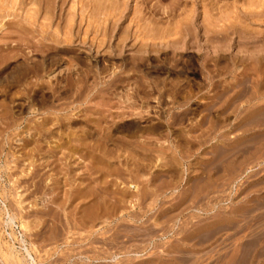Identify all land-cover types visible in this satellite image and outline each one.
Here are the masks:
<instances>
[{"label": "rangeland", "instance_id": "374dc122", "mask_svg": "<svg viewBox=\"0 0 264 264\" xmlns=\"http://www.w3.org/2000/svg\"><path fill=\"white\" fill-rule=\"evenodd\" d=\"M15 1L0 3V264H13L7 245L24 264V248L35 264H264V0ZM69 12L76 38L90 26L85 44L58 53L52 34ZM115 25L123 50L104 38L94 53L92 37ZM157 30L160 41L135 38ZM35 64L43 71L25 76ZM116 76L129 78L116 90L127 105L102 90ZM57 117L51 134L34 131ZM129 123L163 132L115 130ZM107 134L163 157L70 143Z\"/></svg>", "mask_w": 264, "mask_h": 264}, {"label": "bare ground", "instance_id": "6f19581e", "mask_svg": "<svg viewBox=\"0 0 264 264\" xmlns=\"http://www.w3.org/2000/svg\"><path fill=\"white\" fill-rule=\"evenodd\" d=\"M17 1V0H16ZM15 1V2H16ZM22 1V0H21ZM34 1V0H33ZM62 1H64V0H62ZM9 2V1H8ZM10 2H13V1H10ZM29 2H31V1H29ZM36 2V1H35ZM111 2V1H110ZM0 3H2V0L0 1ZM48 3V2H47ZM14 4V3H13ZM51 4V3H50ZM99 4V3H98ZM2 5H4V3H2ZM7 5H10V8H11V4H6V7H7ZM15 5V4H14ZM48 5V4H47ZM52 7H53V5H51ZM71 6V10H73L72 11V13L74 12V9H75V4L72 6V5H70ZM108 6V5H107ZM2 7H4V6H2ZM13 7H15V6H13ZM12 7V8H13ZM80 7H82V6H80ZM103 7V6H102ZM9 8V7H8ZM8 8H7V11H8ZM51 8V7H50ZM49 7H45V13H46V11L48 12V11H50V10H48V9H50ZM0 9H2V8H0ZM70 9V8H69ZM97 9V8H96ZM10 11L12 10V9H9ZM33 10V9H32ZM71 10H69V11H71ZM94 10V9H93ZM4 12H5V10H3ZM2 11V12H3ZM34 11V10H33ZM59 11L61 12L62 11V7L60 6V8H59ZM80 11V10H79ZM29 12V11H28ZM36 12V11H35ZM102 12V11H101ZM0 13H1V11H0ZM6 13V12H5ZM71 12H69L66 16H65V18H63V16H62V18L60 17V14L58 15V21H62L63 22V26L62 27H60V31H58V29H57V27H58V22H57V24H56V27H55V32H54V34H52V35H55V36H52V37H54V39L55 40H53L54 42H55V44H57V46H60L61 45V47L60 48H58V47H51L50 45L48 46V48H53V49H56L57 51H58V53H63V52H67L68 51V48L71 46V45H73V44H75L76 42H78L79 44H85V36L87 35L86 34V32H87V28L90 26V17L89 18H85L86 20H85V22L87 21V26H86V29H85V31L83 32V34H81V35H78V37L76 38L75 37V33L74 32H72V23H73V14H72ZM51 14H52V12H51ZM80 14H81V12H80ZM84 14V13H83ZM8 15V14H7ZM5 16L4 14L0 17V31L5 27V24H3L2 22H3V20H5L6 19V17H8V16H10V15H8V16ZM29 15V14H28ZM48 17H45V19H43L44 20V22L41 24V25H39V27L41 28L40 30H42L41 32V34H43V33H46V31H47V29H49L50 28V26H49V24L48 23H45V21L47 22L48 21V19H46V18H49V14H46ZM33 16V15H32ZM35 16V15H34ZM52 16V15H51ZM50 16V17H51ZM109 16H111V14H109ZM258 16V15H257ZM26 17V16H25ZM29 17H31V16H29ZM44 16H42V18H43ZM53 17V16H52ZM14 18V17H13ZM12 18V19H13ZM16 18V17H15ZM35 18V17H34ZM25 19V18H24ZM57 19V18H56ZM84 19H83V16L82 15H80V22H82ZM103 20V19H102ZM155 21H157V20H155ZM29 22V21H28ZM95 22V21H94ZM30 23V22H29ZM33 24V23H32ZM31 24V25H32ZM116 24V23H115ZM158 24V23H157ZM91 25H92V23H91ZM114 26V25H113ZM108 27L107 29H105V31L102 33V37L103 38H101V40H99V39H96V38H94L93 39V37H92V42H91V44H90V49L93 47L92 46V44H94V47L92 48L93 50V52L94 53H96V54H98V53H100V49H101V47L103 46V44H104V42H105V40H104V38L106 39V42L108 43H110L111 42V40L113 39V38H115V40H117L116 39V37L114 36V30H115V28H116V25H115V27ZM94 28H96V27H94ZM92 29V28H91ZM94 31H95V33H97V31H98V29L96 30V29H94ZM222 31V30H221ZM251 31V30H250ZM126 32V31H125ZM125 32H123L122 33V35L124 36V34H125ZM139 32V31H138ZM161 32V31H160ZM159 32V30H157L156 32H155V34L153 35V37H148V36H146L145 34H139V35H135V38H139L140 40H141V42L143 43L144 41H148L150 38H151V41H153V42H155L156 40H162V34ZM238 32V31H237ZM1 33V32H0ZM39 33V32H38ZM140 33V32H139ZM169 33V32H168ZM118 34V33H117ZM138 34V33H137ZM153 34V33H152ZM170 34V33H169ZM168 34V35H169ZM229 34V33H228ZM238 35V34H237ZM41 36V35H40ZM119 36V35H118ZM120 37L119 36V40H117V41H119V43H121V45L122 46H120V45H118V44H116V48H118V50H123V47L125 46L124 44H125V42H126V40H127V37L125 36V37ZM141 36V37H140ZM152 36V35H151ZM240 36V35H239ZM246 36V35H245ZM56 37V38H55ZM170 37H172V36H170ZM194 37V36H193ZM118 38V37H117ZM214 39V38H213ZM212 39V40H213ZM241 39V38H240ZM51 40V39H50ZM97 40H98V42H97ZM211 39H210V37H208L207 35H206V39H205V41H212ZM226 40V37H224V38H221V39H219V40H216V41H218L217 43H219V42H222V41H225ZM52 41V42H53ZM177 41V40H176ZM192 41V40H191ZM231 41V40H230ZM242 41V40H241ZM51 42V43H52ZM176 43V42H175ZM175 43H173V44H175ZM167 44V43H166ZM185 44H186V42H185ZM124 45V46H123ZM154 45V44H153ZM158 46V44H155V46ZM210 45V44H209ZM224 45V44H223ZM47 46V45H46ZM242 47V46H241ZM110 48V47H109ZM222 48H224V47H222ZM214 49H217V50H219V47H217V46H215L214 47ZM206 50V49H205ZM221 50V49H220ZM251 50V49H250ZM56 51V52H57ZM102 52H103V50H101ZM142 51V50H141ZM156 51V50H155ZM222 51V50H221ZM239 51V50H238ZM247 51V50H246ZM115 52H117V50L115 51ZM115 52L114 51H112V53L114 54L113 55V59H114V57H116L117 55L115 54ZM208 51L206 50V54L207 55H209V53H207ZM211 52V51H210ZM122 53V52H121ZM239 53V52H238ZM242 53V52H241ZM50 57H52V56H50ZM142 58L143 57H139L138 58V60L140 59V60H142ZM144 59V58H143ZM50 61H54V59H53V57L52 58H50L49 59ZM145 60V59H144ZM44 65V64H43ZM46 67V66H45ZM44 68V67H43ZM43 68H42V66L40 67V64H39V66H37L36 64L35 65H33L31 68H27L24 72V75L25 76H27V75H29V74H31V75H33V76H37V75H39V73L40 72H42L43 71ZM205 69V68H204ZM212 69V68H211ZM126 71V70H125ZM207 71V70H206ZM128 72V71H127ZM212 73V72H211ZM242 73V72H241ZM84 77V76H83ZM81 78V79H75L74 81H73V84H72V88H73V91L75 92V93H79V95H81V93H83V90H84V86L83 85H81L82 84V82H83V80L85 79V77L84 78ZM205 79V78H204ZM128 80H129V78L128 77H118V76H116L115 77V79H113V80H111V81H109V82H107V83H105L104 85H103V87H102V90H103V88H105L106 89V91H107V89H108V92H110V94H108V95H110V96H114V97H118L119 99H117L118 101L119 100H121V104H124V105H127L128 104V102H129V97L128 96H125V97H123V96H119L117 93H116V90H117V84L119 83V84H124V83H128ZM207 79H205V81H206ZM161 83V82H160ZM103 84V83H102ZM129 84V83H128ZM162 84V83H161ZM141 85H142V83H141ZM165 84L163 83V86H164ZM144 86V85H143ZM150 86V85H149ZM148 85H147V87H149ZM254 86V85H253ZM141 87V86H140ZM156 87V88H155ZM153 86L152 87V89H153V91L154 92H156L157 91V93H158V95L160 96V98L164 95H162V93L159 91L158 92V90H157V86ZM164 88V87H163ZM170 88V87H169ZM177 88V87H176ZM199 88V87H198ZM110 89V90H109ZM113 89V90H112ZM147 89V88H146ZM103 92V91H102ZM170 92V90L168 89V93ZM176 92H178V90L176 91ZM171 93L172 94H175V90H171ZM170 93V94H171ZM127 94V93H126ZM74 95H76V94H74ZM79 95H78V97H79ZM128 95V94H127ZM146 95H147V97H149L148 96V94H145V97H146ZM150 95V94H149ZM166 95V94H165ZM176 96L178 95V94H175ZM77 96V95H76ZM178 97V96H177ZM222 98H223V96H222ZM165 99V98H164ZM171 99H175V97H171ZM184 99V98H183ZM185 100V99H184ZM161 101V100H160ZM120 102V101H119ZM158 103H160V102H158ZM173 105H174V103H172ZM139 105V104H138ZM120 106V105H119ZM125 108L126 109H128L129 107L128 106H125ZM164 108V107H163ZM58 111H64V109H57ZM104 113L105 112H102L100 115H99V117H98V120L97 121H102L103 120V116H104ZM120 113V112H119ZM158 113V112H157ZM140 114V113H139ZM109 115V114H108ZM126 115V114H125ZM112 115H111V112H110V117H111ZM66 117V116H65ZM105 117V116H104ZM122 117V116H121ZM58 118V117H57ZM43 119L42 120V124L40 125L41 127H35L34 128V131H36L37 132V134H39V135H41V136H45L46 137V133H49V134H51L52 132H51V130L50 129H48V128H45V125L49 122H52V125H54L55 126V124L57 125V124H60V120H59V118L58 119ZM63 121V120H62ZM54 123V124H53ZM74 124H79L80 122L79 121H77L76 120V122H73ZM62 125V124H61ZM112 125H114V124H112ZM163 125V124H162ZM162 125H160V124H156V125H152V126H149V127H147V128H141V127H139L138 125H136V124H134V123H129V124H123V125H115V130L117 131V132H123V133H125L126 135V137H129V138H132V137H139L140 135H143V134H148V135H151V136H159L160 135V133H162L163 132V126ZM165 126V125H164ZM167 126H165V128H166ZM171 126H169L168 127V129L170 128ZM164 128V130H166ZM102 130V129H101ZM100 131V130H99ZM119 132V133H120ZM104 134V133H103ZM87 136V135H86ZM86 139H89V140H91L90 142H93V144L94 145H92V149H93V147H98V149L100 148L101 150H103L104 151V154L106 155H108V157H110L109 155H113V151H111V150H108L107 148H108V146H113V148L115 147L116 149H118L117 147H119V150H120V148L121 149H123V150H125V148H126V150H129L131 147H134L135 145L134 144H132V143H129V142H126V141H120V140H117V139H113L110 135H105V136H100L99 137V135H98V137H93V136H87V137H82V138H75V139H73V140H71L70 141V143H77V144H79L80 146H84V145H86L87 146V144L85 143V140ZM39 141V140H38ZM89 142V143H90ZM89 147V146H88ZM134 148H136V149H138V150H140V151H138V150H136L135 152H137L138 151V154H140V155H145L144 154V152H146V151H144V150H146V149H144L143 147H141L140 145L138 146H135ZM167 149V148H166ZM133 150V149H132ZM143 151V153H141ZM127 152V151H126ZM130 152V151H129ZM153 153V152H152ZM156 154H157V156H152V155H146V156H144L145 157V159L144 160H148L150 163L153 161L154 163L156 162V164L158 163V161H160L161 159H162V153L160 152V151H157V152H155ZM125 159V158H124ZM128 159V158H127ZM126 159V160H127ZM159 164V163H158ZM144 166V165H143ZM153 166V165H152ZM16 198H17V200H16V206L18 207V210L19 209H21V206H22V203H23V201H21L20 200V198H21V195H16ZM15 198V199H16ZM27 208V207H26ZM17 210V211H18ZM22 210V209H21ZM20 211V210H19ZM18 211V212H19ZM4 212V215L5 216H7V221H9L8 223V225L9 226H11V224L12 223H14L13 221L15 220L14 219V217L12 216L13 214H11L10 215V213H9V210L5 207V210L3 211ZM20 213V212H19ZM43 213V212H42ZM18 214V213H17ZM44 214V213H43ZM16 215V214H15ZM45 215V214H44ZM18 217V216H17ZM0 218H1V214H0ZM22 219V218H21ZM25 223V222H24ZM7 225V226H8ZM24 225H27V224H21V227H23V228H25V226ZM28 226H26V228H27ZM25 228V229H26ZM118 241V240H117ZM7 248H8V251L7 252H4L3 254H4V256H5V258L8 260L9 259V262L10 263H13V264H24L25 263V260H24V263H23V261H22V259H20V258H18V256L15 254V249H14V246L12 245V246H10V245H7ZM2 251H3V249H2ZM24 253L26 254V257H28V259L30 260V263L29 264H35V260L31 257V254H30V251L28 250V248H24ZM251 256V255H250ZM22 257H24V256H22ZM25 257V258H26ZM4 259V258H3ZM12 262H11V261ZM7 262V261H6ZM255 262V261H254ZM254 264V263H253Z\"/></svg>", "mask_w": 264, "mask_h": 264}]
</instances>
